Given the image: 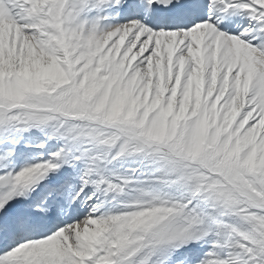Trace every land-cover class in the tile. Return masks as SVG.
Returning a JSON list of instances; mask_svg holds the SVG:
<instances>
[{"label":"snow or ice","instance_id":"snow-or-ice-1","mask_svg":"<svg viewBox=\"0 0 264 264\" xmlns=\"http://www.w3.org/2000/svg\"><path fill=\"white\" fill-rule=\"evenodd\" d=\"M0 264H264V0H0Z\"/></svg>","mask_w":264,"mask_h":264}]
</instances>
